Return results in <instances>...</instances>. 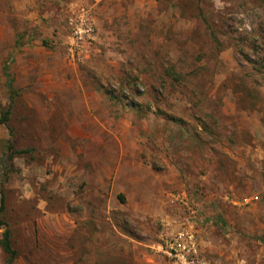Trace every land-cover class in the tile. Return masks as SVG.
<instances>
[{
    "label": "rangeland",
    "instance_id": "rangeland-1",
    "mask_svg": "<svg viewBox=\"0 0 264 264\" xmlns=\"http://www.w3.org/2000/svg\"><path fill=\"white\" fill-rule=\"evenodd\" d=\"M4 115L14 264H264V0H0Z\"/></svg>",
    "mask_w": 264,
    "mask_h": 264
},
{
    "label": "built area",
    "instance_id": "built-area-1",
    "mask_svg": "<svg viewBox=\"0 0 264 264\" xmlns=\"http://www.w3.org/2000/svg\"><path fill=\"white\" fill-rule=\"evenodd\" d=\"M94 28L90 16L81 10L75 20L68 24L66 51L73 58L79 56L84 46L93 39ZM169 249L165 251L169 264H206L198 258L197 249L190 235H179L167 244Z\"/></svg>",
    "mask_w": 264,
    "mask_h": 264
},
{
    "label": "trees",
    "instance_id": "trees-1",
    "mask_svg": "<svg viewBox=\"0 0 264 264\" xmlns=\"http://www.w3.org/2000/svg\"><path fill=\"white\" fill-rule=\"evenodd\" d=\"M4 74L7 77V65L4 67ZM8 87L11 89L10 85ZM7 113V112H5ZM6 115V114H5ZM5 115L0 118V123H5L6 117ZM9 149H12V145L10 144L8 146ZM14 154H21L23 152H13ZM4 200H3V195L0 194V213L3 212L4 209ZM0 229H2L1 233V238H0V248L2 249L3 253L5 254V261L4 264H14L15 258L17 256L16 251L13 249L12 244H11V233L10 230L8 229L7 224L2 221L0 218Z\"/></svg>",
    "mask_w": 264,
    "mask_h": 264
}]
</instances>
